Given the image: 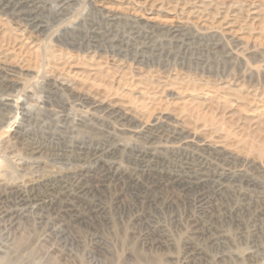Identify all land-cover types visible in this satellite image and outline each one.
<instances>
[{"label":"rangeland","instance_id":"obj_1","mask_svg":"<svg viewBox=\"0 0 264 264\" xmlns=\"http://www.w3.org/2000/svg\"><path fill=\"white\" fill-rule=\"evenodd\" d=\"M140 1L141 3H138ZM164 1H122L121 8L124 11L120 12H132L128 9L127 3L132 5L136 2L139 7L138 11L143 14L142 22H148L150 27L159 29L152 30V33L150 32L152 28L140 30L143 32L141 36L146 35L145 39L142 40L139 36L131 34L128 36L127 32L123 35L122 31L119 33L120 36L114 33V38L112 35L108 39L100 36L97 39H92L89 44H85L89 47L87 52L70 50L69 53L73 58L66 56L65 59H62L61 57L60 62H58L59 60L55 62L60 66L64 60L69 62L72 66L69 70L72 73L70 76L74 77V73L78 75L75 79L80 84H86L84 89L91 88L92 90L93 88L92 92L105 91L109 84L106 82H113L110 97L114 96L115 99H113L116 102L126 103V106L124 105L126 109L138 110V116L141 118L147 119L150 114L154 118L161 114L163 122H152L151 117L149 119L151 126L147 124L142 130L137 129V131L130 130L124 126L123 122H118L111 116L97 114L98 117L95 116V120L87 119L91 121L87 123L91 128L89 133L79 129L81 132L74 134L71 128L74 124L72 120H77L81 116L74 110L64 113L69 116V121L65 126L68 124L71 132H63L61 127L64 123L50 118L51 116L43 112H41L42 114L37 113L30 106H34V101L42 96L52 103L50 109L57 111L58 102L65 96L61 94L60 96L59 93V96L55 93L53 95L54 91L51 92L47 87L41 85L39 88L36 87L35 83L39 82L38 78L25 84L28 90H32L31 96L33 95L31 98L33 101L31 99L27 101V105H30L28 106L30 114H28V118L30 119H25L19 114L11 123L0 128V191L4 190L3 193H7L17 186L18 189L25 190L28 196L35 200V207L28 209L23 216L3 217L1 212L4 205L0 204V264L5 262H11L10 264H264V212H262L264 210L260 209L264 204V201L260 200L264 199V172L257 167L263 165L264 170V7H262L264 1L216 0L227 4L226 7L232 5L231 15L229 14V17L224 21L222 17L225 8L220 9V16L212 15L215 0H198L197 2L188 0L174 10H171L174 4L172 5L168 0L165 1L166 3ZM243 1L255 3L250 8L251 13L249 12L248 19L237 15L239 6L244 4ZM18 2V0H3L2 5L10 6ZM111 2L114 4V1ZM203 7L206 13H200ZM18 11L21 12L14 14L24 16L27 12L26 9ZM70 11V14L58 20L51 18L47 11H40L38 14L35 11L32 13V18L35 17L34 21L42 27V30L32 33V35L26 33L22 37L21 41L25 47L27 46L26 50L29 52L27 55L37 54L41 58L45 55L47 45L61 46L55 41L51 42L50 39L52 34L70 22L72 16L79 13L80 9L78 11V6H75ZM12 13L11 10H8L6 16L0 14L1 30L10 27L7 23L11 20L13 21H11V27H17L14 24L16 19H13ZM89 17L87 25L84 26L85 31L91 28L90 25L93 22L97 21L99 24L96 18ZM206 18L210 19L206 20ZM232 18L240 21L235 22ZM212 20L214 21L211 22ZM170 25H181L184 28L195 27L200 34H207L204 39L202 38L203 40L198 38L190 40L187 36H185V40L178 37L170 40L164 31H161L162 28L170 27ZM217 25L220 26L217 27ZM219 31L224 32L223 34L228 36L227 38L230 36L235 38L229 43L230 46H222L215 40H210L208 36ZM3 34L4 32L0 33V47L9 49L14 47V50L18 51L19 43L14 44L12 37L10 42V37ZM70 35L62 34L64 38L68 36L77 40L83 36L80 34H74V37L73 34ZM121 36H125L124 39H127L123 40ZM6 37L7 39H5ZM6 43H9L8 46ZM116 45L119 46V49ZM111 49H113L112 52ZM215 51L217 54H213L216 53ZM121 57H124L123 61H121ZM133 57L135 61L132 60ZM98 62H100V68ZM138 63H142V65ZM115 66L118 67H116L118 70L115 68L117 71L114 70ZM111 70H114L115 73ZM97 72L101 77L97 75ZM105 74L109 79L103 77ZM7 77L9 79L12 77L11 80L15 82L22 80L23 83V79L13 74H9ZM79 77L82 78L81 82ZM83 78L88 79L83 80ZM102 79L103 82H101ZM157 80H159L158 83H156ZM115 86L117 87L115 88ZM96 88L98 89L96 90ZM86 89L84 91H87ZM163 90L164 92H162ZM1 91L0 97L3 94ZM117 93L120 97L116 95ZM254 94L257 95V98L254 97ZM133 97L136 99L135 102ZM140 99L145 103H142ZM159 110L162 112L160 113ZM1 111L4 113L0 112V115H6L5 110L1 109ZM173 115L175 118L178 117L179 122ZM170 122L172 125L169 124ZM181 122L184 124L182 123V125ZM58 123L62 125L59 126ZM107 123L110 124L109 127H106ZM174 123L176 124L174 125ZM117 124L122 125L118 126ZM100 131L103 135H100ZM120 133H123L122 136ZM188 133L190 134L188 135ZM111 134L114 135L110 136ZM83 135L84 137H82ZM34 141H46L52 144H48L49 146L43 148L39 153L28 156L31 150L26 145H31ZM97 144L101 149L105 147L103 159L99 158L94 161L86 151H78V148H96ZM63 147L69 148L64 149ZM120 148L123 149L120 150ZM84 157L87 159L84 160ZM250 166L256 170L251 169ZM9 167L11 168L9 169ZM239 168L241 170L238 171ZM254 199L256 200L254 201Z\"/></svg>","mask_w":264,"mask_h":264},{"label":"bare ground","instance_id":"obj_2","mask_svg":"<svg viewBox=\"0 0 264 264\" xmlns=\"http://www.w3.org/2000/svg\"><path fill=\"white\" fill-rule=\"evenodd\" d=\"M2 1L3 0H0V14L2 15V16H6L7 15V13H8V10H11L13 13H12V16L14 17H12L13 19H16V22L14 23V24H16V28H19L20 30H18V29H16L14 26V28L13 27H11V21H9V23H7V24H9L10 25V27H8V28H6V29H4V30H1L0 29V33H3L4 32V34L5 35H8L9 37H10V42H11V40L13 39V43L15 44L16 42H18L19 43V47H18V51H15L14 50V47H13V49H9V48H7V47H0V89L2 90H0L3 94L1 95V97H0V112H2V113H4L3 111H1V109H3V110H5L7 113H5L6 115H0V128L1 127H3V126H6V125H8L9 123H11L12 122V120H14L15 119V117L17 116V115H19V114H21L22 115V117L23 118H25V119H27L29 116H28V106H30V105H27V101H30V99L32 98V96H31V94H32V90H28V88H26L25 87V84L27 83V82H29L30 80H33V79H36V78H38L39 79V82H37V83H35V86L37 87L38 86V88H39V85H41V86H43V87H47L48 88V90H51V92L52 91H54L52 94L54 95V93L55 94H57L58 95V93H59V95L61 94V95H63V96H65L64 97V99L62 100L61 99V101H59L58 102V107L56 106V108H58V110L56 111H54L53 109H50V106H51V102H50V100L49 99H46L45 97H38L34 102H35V104H34V106H30L31 108H32V110L33 111H36L37 113L39 112V113H41V112H43V113H45L46 115L48 114V116H51L50 118H52V119H55V120H58V121H60V122H62V123H64V125H63V127H61V128H63V132H65V131H68V132H71L70 130H69V127H68V124H67V126H65L66 125V123H67V121H69V116L68 115H66V114H64L66 111H74L75 110V112L77 111V112H79L80 114H81V116L77 119V120H72V122H74V124H73V126L71 127L72 128V133H79V132H81L82 130L84 131V132H86V133H89L90 131L89 130H91V128L90 127H88L89 125H87V123L88 122H91V121H89V120H95L96 119V117H98L97 116V114H99V116H100V114H105L106 116L108 115V116H111V117H113L114 119H116L118 122H120L121 121V123L123 122V124H124V126H127L130 130H137V129H141L142 130V128L143 127H146L147 126V124H149V119L151 118L152 119V122H161L162 120L164 121V119H162L161 120V114L158 116L157 115V117H154L153 118V116L150 114L149 115V118L147 117V119H145L144 117H140V116H138V113H137V111L135 110V111H132L131 109H126L125 108V106H126V103L125 104H123L122 102H120V101H118V102H116L114 99V96L113 95H111V96H113V97H110V94L112 93V90H113V82H106L105 80V82L106 83H109L108 85H107V89L105 90V91H102V92H92L93 91V88H92V90H91V88L89 89L88 88V90L87 91H84L85 89H84V86H86V84H80L75 78L76 77H78V75H76L75 73H74V77H72V76H70V74H72L69 70L71 69V67L72 66H70V63L69 62H67L66 60H64L63 62H62V67L59 65V64H57V63H55V62H57V60H59L58 62H60V59H61V57H62V59H65L66 58V56H68L69 58H73V56L72 55H70V50H77V51H82L83 50V52H87L88 50H89V47H88V45L87 46H85V44H89L91 41H92V39H97V38H99L100 36H102L101 38H103V37H107V39H108V37L110 36V35H112V37H113V34L114 33H116V34H119V33H121V31L123 32V35L124 34H126V32H127V34H128V36H129V34H131V35H134V36H139V38H141L142 40L143 39H145L146 38V35L145 34H143V35H145V36H141L142 35V31H140V30H143V29H146V28H148V29H150V28H152V26L150 27V24L148 23V22H142V19H143V14H141V12L140 11H138L139 10V7L137 6L138 5V3H141V1L140 2H138V3H133L132 5H130V4H128L129 3V1H128V3H127V5L129 6V8L128 9H130V10H132V12H129V11H127V12H129V13H126V11H125V13L123 12H120L121 10H123L122 8H121V4H122V1L123 0H18L19 2L18 3H16V4H14V5H10V6H8V4L6 5V4H3L2 5ZM8 1V0H7ZM11 1V0H10ZM16 1V0H15ZM111 1H114L113 3L114 4H111L112 2ZM118 1H120V2H118ZM134 1V0H133ZM163 1V0H162ZM166 1V0H165ZM164 1V2H165ZM168 1H170V3L173 5L174 4V7H173V9H171V10H174V8L176 9V7H178L181 3H183L184 1H187L188 2V0H168ZM194 1H198V0H194ZM213 1V0H212ZM216 1V0H215ZM236 1V0H235ZM234 1V2H235ZM264 1V0H263ZM127 2V1H126ZM131 2V1H130ZM153 2H154V0H153ZM158 2V1H157ZM160 2V1H159ZM163 2V3H164ZM187 2H185V3H187ZM204 2V1H203ZM224 2V1H223ZM244 2V4L243 5H240L239 6V10H238V16L239 17H244L245 19L247 18L248 19V17H249V12H250V8L251 7H253V5L255 4L253 1H252V3L250 2V1H248V3L246 2L245 3V1H243ZM9 3V2H8ZM146 3V2H145ZM166 3V2H165ZM231 3V2H230ZM254 3V4H253ZM262 3V2H261ZM150 4V3H149ZM154 4V3H153ZM152 4V5H153ZM161 4H162V2H161ZM200 4H202L201 2H200ZM206 4V3H205ZM260 4V3H259ZM141 5V4H140ZM168 5V4H167ZM227 5V4H226ZM226 5L225 4H223L222 2H220V1H216L214 4H213V16H220V9L223 7V8H225V11H224V14H223V17H222V20L224 21V20H226L228 17H229V14L231 13L230 12V10H231V6L230 7H226ZM77 7L78 6V11H79V9H80V11H79V13H77L76 15H73L72 16V20L70 21V22H67V24L65 25H63V26H61L56 32H54L53 34H52V36H51V42L53 41H55L56 43H59L61 46V48L60 47H57V46H55V45H51V44H49V45H47L48 47H46L47 49H46V52H45V55L43 56V57H41L40 58V56H38L37 54L36 55H34V56H29V55H27L29 52L26 50V47H25V45L22 43V41H21V39H22V37H24L25 35H26V33H30L31 35H32V33H37V32H41V30H42V27L41 26H39V24H37L35 21H34V19H35V17H33L32 18V13L35 11V13L37 12V14H38V12L40 13V11H47L48 12V14L50 15V17L51 18H53L54 20L55 19H59V18H61V19H63L62 17H65L67 14H70V10H72L74 7ZM197 6H199V5H197ZM202 6V5H201ZM200 6V7H201ZM206 6V5H205ZM207 6H209V5H207ZM261 6V5H260ZM48 7V8H47ZM123 7V6H122ZM141 7V6H140ZM144 7V6H143ZM146 7V6H145ZM149 7H151L150 5H149ZM172 7V6H171ZM182 7V5L180 6V8ZM234 7V6H233ZM235 7H236V5H235ZM262 7H264L263 5H262ZM47 8V9H46ZM123 8H125V7H123ZM183 8V7H182ZM181 8V9H182ZM260 8V7H259ZM24 9H26L27 10V12H26V14L23 16V15H16V14H18L17 12H21V11H18V10H24ZM143 9V8H142ZM148 9V8H147ZM185 9V8H184ZM150 10V9H149ZM257 10V9H256ZM74 11V10H73ZM72 11V12H73ZM77 11V12H78ZM124 11V10H123ZM146 11V10H145ZM200 11V10H199ZM208 11V10H207ZM263 11V10H262ZM16 12V14H14ZM176 12V11H175ZM182 12V11H181ZM187 11H185V13H186ZM192 12V11H191ZM203 12H205L206 13V10L204 9V7H203V9H202V11L200 12V13H203ZM209 12V11H208ZM211 12V11H210ZM236 12V11H235ZM253 12V11H252ZM259 12V11H258ZM264 12V11H263ZM23 13V12H22ZM178 13V12H177ZM188 13V12H187ZM251 13V12H250ZM190 14V13H189ZM199 14V13H198ZM233 14V13H232ZM256 14V13H255ZM254 14V15H255ZM262 14V13H261ZM178 15H179V13H178ZM185 15V14H184ZM196 15H197V13H196ZM201 15V14H200ZM209 15V14H208ZM231 15V14H230ZM258 15V14H257ZM22 16H23V18H22ZM36 16V15H35ZM70 16V18H71V15H69ZM89 16H93L94 18H96L98 21H99V24H97L98 22L96 21V23H94L93 22V24L92 25H90L91 26V28L88 30V31H85V29L86 28H84V26L85 25H87L86 24V22H87V18L89 17ZM191 16V15H190ZM193 16V15H192ZM202 16V15H201ZM213 16H211V17H213ZM232 16H234V14L232 15ZM9 17V16H8ZM68 17V16H67ZM66 17V18H67ZM92 17V18H93ZM145 17V16H144ZM238 17V18H239ZM69 18V19H70ZM90 18V17H89ZM93 18V19H94ZM187 18V17H186ZM216 18V17H215ZM241 18V19H242ZM260 18V17H259ZM262 18V17H261ZM9 19V18H8ZM200 19V18H199ZM205 19V18H204ZM210 19V18H209ZM208 18H206V20H209ZM233 19V18H232ZM256 20H257V18H255ZM188 20V19H187ZM201 20V19H200ZM215 20V19H214ZM214 20H212L211 22H213ZM234 20V19H233ZM261 20V19H260ZM147 21V20H146ZM197 21H199V20H197ZM235 22L236 21H238V19H236L235 18V20H234ZM233 21V22H234ZM240 21V20H239ZM238 21V22H239ZM13 22V21H12ZM6 23V22H5ZM4 23V24H5ZM56 23V22H55ZM250 23V22H249ZM248 23V24H249ZM252 23H253V21H252ZM264 23V22H263ZM3 24V23H2ZM218 24H219V21H218ZM229 24V23H228ZM242 25H244L243 23H241ZM262 24V23H261ZM8 25V26H9ZM214 25V24H213ZM242 25H240V26H242ZM186 26V25H185ZM218 26H220V25H217V27ZM231 26V25H230ZM240 26H238V27H240ZM162 27V26H161ZM188 27V26H187ZM237 27V28H238ZM49 28V27H48ZM198 28V27H197ZM88 29V28H87ZM154 29H156V28H152L151 29V33H152V30L154 31ZM221 29V28H220ZM45 30V29H44ZM156 30H159V29H156ZM144 31V30H143ZM149 31V30H148ZM147 31V32H148ZM161 31H164V33H165V35H166V37H168V39H170V40H173V38L175 39L176 37H178V38H180L181 40H185V36H187V37H189V39L191 40H193L194 38H198V39H204V37L206 36L205 34H207V33H205V34H200L199 33V31L195 28V27H191V28H184V27H182L181 25H170V27H166V28H162L161 29ZM160 31V32H161ZM158 32V31H157ZM207 32V31H206ZM229 32H231V31H229ZM156 33V32H155ZM211 33V32H210ZM224 33V32H223ZM223 33H221L220 31L219 32H216V33H212V34H210L208 37L210 38V40H215L216 42H218V43H220L222 46H225V45H229V43H231V41L233 40V39H235V38H233V37H229V38H227ZM250 33V32H249ZM3 34V35H4ZM62 34H73V37H74V34L76 35V34H80V35H83V36H80V38L77 40L76 38L75 39H73V38H69L68 36L67 37H63L62 36ZM161 34V33H160ZM226 34V33H225ZM230 34V33H229ZM228 34V35H229ZM153 35V34H152ZM29 36V35H28ZM71 36V35H70ZM115 36V35H114ZM119 36H120V34H119ZM126 36V35H125ZM125 36H121V39H123V40H126V39H124V37ZM150 36V35H149ZM161 36V35H160ZM160 36H158V37H160ZM162 36H164V35H162ZM11 37H12V39H11ZM2 38V37H1ZM49 38H50V36H49ZM114 38V37H113ZM138 38V39H139ZM5 39H7V37L5 38ZM25 39V38H24ZM112 39V38H111ZM133 39H134V37H133ZM158 39V38H157ZM161 39V38H160ZM164 39V38H163ZM167 39V38H166ZM177 39V38H176ZM202 39V40H203ZM207 39V38H206ZM229 39V40H228ZM1 40V39H0ZM102 40V39H101ZM110 40V39H109ZM108 40V41H109ZM130 40V39H129ZM129 40H127V41H129ZM132 40V39H131ZM135 40V39H134ZM6 42H8L7 40H5ZM107 41V42H108ZM112 41H114V40H112ZM144 41H146V40H144ZM163 41V40H162ZM161 41V42H162ZM166 41V40H165ZM176 41V40H175ZM178 41V40H177ZM215 41H213V42H215ZM2 42V41H1ZM4 42V41H3ZM106 42V43H107ZM123 42V41H122ZM130 42V41H129ZM140 42V41H139ZM171 42V41H170ZM194 42V41H193ZM199 42V41H198ZM205 42V41H204ZM234 42V41H233ZM232 42V43H233ZM136 43V42H135ZM138 43V42H137ZM141 43V42H140ZM200 43V42H199ZM218 43H217V45H218ZM240 43V42H239ZM7 44V46H8V44L9 43H6ZM125 44V43H124ZM163 44H165V43H163ZM187 44H189V43H187ZM194 44V43H193ZM236 44V43H235ZM2 45V44H1ZM3 45H5V44H3ZM13 45V44H12ZM57 45V44H56ZM115 45V44H114ZM119 45V44H118ZM128 45V44H127ZM144 45V44H143ZM146 45H149V44H146ZM175 45V44H174ZM180 45V44H179ZM211 45V44H210ZM106 46V45H105ZM124 46H126V45H124ZM129 46V45H128ZM150 46V45H149ZM166 46V45H165ZM170 46V45H169ZM189 46V45H188ZM197 46V45H196ZM213 46V45H212ZM230 46V45H229ZM228 46V47H229ZM231 46H232V44H231ZM237 46H240V45H237ZM11 47V46H10ZM88 47V48H87ZM113 48V46H110V48ZM116 47H117V45H116ZM122 47V46H121ZM138 47V46H137ZM142 47V46H141ZM148 47V46H147ZM177 47V46H176ZM182 47V46H181ZM199 47H200V45H199ZM203 47V46H202ZM12 48V47H11ZM118 49H119V46L117 47ZM125 48H127V47H125ZM134 48V47H133ZM151 48V47H150ZM153 48V47H152ZM163 48V47H162ZM204 48V47H203ZM207 48V47H206ZM227 48V47H226ZM232 48V47H231ZM235 48V47H234ZM237 48V47H236ZM94 49V48H93ZM148 49V48H147ZM179 49V48H178ZM186 49H187V47H186ZM214 49V48H213ZM223 49V48H222ZM25 50H26V52H25ZM122 50V49H121ZM120 50V51H121ZM165 50V49H164ZM204 50V49H203ZM215 50V49H214ZM219 50V49H218ZM76 51V52H77ZM113 51V49H111V52ZM140 51H142V50H140ZM162 51V50H161ZM170 51V50H169ZM186 51V50H185ZM210 51V50H209ZM217 51V50H216ZM215 51V52H216ZM221 51V50H220ZM228 51V50H227ZM230 51V50H229ZM73 52V51H72ZM75 52V53H76ZM105 52V51H104ZM106 52H107V50H106ZM168 52V51H167ZM210 52H212V51H210ZM209 52V53H210ZM219 52V51H218ZM224 52V51H223ZM222 52V53H223ZM94 53V52H93ZM151 53V52H150ZM156 53V52H155ZM163 53V52H162ZM208 53V52H207ZM206 53V54H207ZM33 54V53H32ZM92 54V53H91ZM111 54V53H110ZM109 54V55H110ZM116 54V53H115ZM210 54H212V53H210ZM213 54H217V52L216 53H213ZM219 54V53H218ZM225 54V53H224ZM229 54V53H228ZM75 55H77V54H75ZM93 55V54H92ZM112 55V54H111ZM119 55V54H118ZM126 55V54H125ZM230 55H231V53H230ZM108 56V55H107ZM122 56V55H121ZM124 56V55H123ZM169 56V55H168ZM213 56H215V55H213ZM224 56V55H223ZM226 56H227V54H226ZM126 57V56H125ZM225 57V56H224ZM77 58V57H76ZM82 58V57H81ZM122 58V57H121ZM124 58V57H123ZM123 58H122V60L121 61H123ZM79 59H80V57H79ZM135 59H136V57H135ZM158 59V58H157ZM132 60H134V57H133V59ZM163 60V59H162ZM161 60V61H162ZM80 61V60H79ZM135 61V60H134ZM207 61V60H206ZM54 62V63H53ZM74 62V61H73ZM72 62V63H73ZM99 63L100 62H98V67L100 68V65H99ZM121 63V62H120ZM131 63V62H130ZM134 63V62H133ZM136 63V62H135ZM83 64V63H82ZM139 65H142V63L140 64V63H138ZM169 64V63H168ZM79 65V64H78ZM131 65H132V63H131ZM75 66V65H74ZM104 66V65H103ZM83 67V66H82ZM117 66H115L114 67V70H116L117 68H116ZM132 67V66H131ZM162 67V66H161ZM167 67H168V65H167ZM170 67V66H169ZM86 68V67H85ZM116 68V69H115ZM166 68V67H165ZM127 69V68H126ZM68 70V71H67ZM113 70V71H114ZM118 70V69H117ZM116 70V71H117ZM171 70V69H170ZM96 71V70H95ZM112 71V70H111ZM112 71V72H113ZM162 71V70H161ZM164 71H166V69H164ZM122 72V71H121ZM78 73V72H77ZM100 73V72H99ZM113 73H115V72H113ZM120 73V72H119ZM208 73V72H207ZM9 74H13L14 76H17L18 78H21V79H23V83H22V80L20 81V82H15L14 80H11L12 79V77H11V79H9L7 76L9 75ZM88 74V73H87ZM81 75V74H80ZM79 75V76H80ZM97 75L99 76V74H98V72H97ZM101 75V74H100ZM111 75V74H110ZM116 75V74H115ZM168 75H169V73H168ZM88 76V75H87ZM86 76V77H87ZM97 76V78H99V77H101V76H99L98 77ZM125 76V75H124ZM146 76V75H145ZM153 76V75H152ZM160 76V75H159ZM103 77H107L106 76V74L103 76ZM109 77H111V76H109ZM115 77V76H114ZM143 77V76H142ZM176 77V76H175ZM89 78V77H88ZM87 78V79H88ZM90 78H92V77H90ZM95 78V77H94ZM113 78V77H112ZM133 78V77H132ZM14 79V78H13ZM86 78L84 79L83 78V80H87ZM93 79V78H92ZM106 79H109L108 77L106 78ZM158 79V78H157ZM178 79H179V77H178ZM188 79V78H187ZM80 80H82V78L80 79V77H79V81ZM96 80V79H95ZM110 80H111V78H110ZM176 80V79H175ZM181 80V79H180ZM93 81V80H92ZM92 81H91V83H92ZM97 81V80H96ZM111 81H113V80H111ZM158 81L159 80H157V82L156 83H158ZM177 81V80H176ZM201 81V80H200ZM81 82V81H80ZM84 82V81H83ZM94 82V81H93ZM100 82V81H99ZM101 82H103V79H102V81ZM117 82V81H116ZM122 82H123V80H122ZM154 82V81H153ZM181 82V81H180ZM87 83V82H86ZM88 83H89V80H88ZM87 83V84H88ZM191 83V82H190ZM207 83V82H206ZM98 84H101V83H98ZM124 84H125V80H124ZM128 84H130L129 82H128ZM163 84V83H162ZM172 84V83H171ZM82 85V86H81ZM90 85V84H89ZM88 85V86H89ZM92 85V84H91ZM90 85V86H91ZM102 85V84H101ZM118 85V84H117ZM121 86H122V84H120ZM138 85V84H137ZM153 85H155V84H153ZM202 85V84H201ZM204 85H206V84H204ZM94 86H96L97 87V85L96 84H94ZM161 86V85H160ZM93 87V86H92ZM102 87V86H101ZM117 86H115V88H116ZM132 87V86H131ZM144 87V86H143ZM152 86H150V88H151ZM159 87V84L157 85V88ZM206 87V86H205ZM31 88V87H30ZM105 88V87H104ZM104 88H102V89H104ZM114 88V90L116 91V89ZM134 88H136V87H134ZM154 88H156L155 86H154ZM153 88V89H154ZM162 88H164V87H162ZM202 88H204V87H202ZM98 88H96V90H97ZM101 89V90H102ZM152 89V88H151ZM161 89V88H160ZM18 90H20V92H18ZM154 90H156V89H154ZM33 91H34V89H33ZM143 92L145 91V90H142ZM257 91V90H256ZM117 92H119V91H117ZM125 92V91H124ZM123 92V93H124ZM130 92V91H129ZM149 92V91H148ZM151 92H152V90H151ZM162 92H164V90L162 91ZM260 92V91H259ZM48 93V92H47ZM116 93V92H115ZM120 93H121V90H120ZM122 93V94H123ZM128 93V92H127ZM126 93V94H127ZM146 93H147V90H146ZM255 93V92H254ZM49 94V93H48ZM52 94H50V95H52ZM121 94V95H122ZM139 94V93H138ZM257 94V93H256ZM256 94H254V97L256 96V98H257V95ZM58 95V96H59ZM60 95V96H61ZM115 95V94H114ZM117 96H118V93L116 94ZM143 95V94H142ZM148 95V94H147ZM247 95V94H246ZM259 95V94H258ZM263 95V94H262ZM154 96V95H153ZM250 96V95H249ZM111 99H110V98ZM118 97H120V96H118ZM135 97V96H134ZM133 97V98H134ZM253 97V98H254ZM259 97H261L260 95H259ZM59 98H61V97H59ZM114 98V99H113ZM126 98V97H125ZM236 98V97H235ZM121 100H122V98H120ZM130 99V98H129ZM132 99V98H131ZM32 100V99H31ZM127 100V99H126ZM133 100V99H132ZM132 100H131V102H132ZM135 98H134V102H135ZM141 101H142V99H140ZM140 100H139V102H140ZM220 100V99H219ZM33 101V100H32ZM122 101H124V99L122 100ZM130 101V100H129ZM133 103V102H132ZM136 103H137V101H136ZM136 103H134V104H136ZM142 103H145L144 101H142ZM33 104V103H32ZM129 104V103H128ZM133 104V105H134ZM56 105V104H55ZM125 105V106H124ZM127 106H129V105H127ZM132 106V105H131ZM53 107V106H52ZM130 107V106H129ZM30 108V109H31ZM48 108V109H47ZM133 108V107H132ZM50 109V110H49ZM133 110H134V108H133ZM158 110V109H157ZM162 110V109H161ZM161 110H159V112L161 113L162 111ZM156 111V110H155ZM165 111H166V109H165ZM255 111V110H254ZM159 112H158V114H159ZM256 112V111H255ZM68 113V112H67ZM141 113V112H140ZM140 113H139V115H140ZM167 113H168V111H167ZM175 113V112H174ZM42 114V113H41ZM146 114H148V113H146ZM154 114H155V112H154ZM156 114H157V112H156ZM163 114V113H162ZM180 114V113H179ZM30 115V114H29ZM96 116V117H95ZM103 116V115H102ZM107 116V117H108ZM174 116V115H173ZM177 116H179V115H177ZM104 117V116H103ZM163 117V116H162ZM168 117V116H167ZM170 117V116H169ZM39 118V117H38ZM174 118H175V116H174ZM28 119H30V118H28ZM72 119V118H71ZM87 119H89V120H87ZM145 119V120H144ZM170 119V118H169ZM175 119H177V122H179L178 121V117L177 118H175ZM182 119V118H181ZM101 120H102V118H101ZM110 120V119H109ZM179 120H180V118H179ZM24 121V120H23ZM52 121V120H51ZM57 121V122H58ZM104 121V120H103ZM107 121V120H106ZM162 121V122H163ZM182 121V120H181ZM185 121V120H184ZM259 121V120H258ZM54 122H56V121H54ZM108 122V121H107ZM116 122V121H115ZM151 122V123H152ZM167 122V121H166ZM94 123H96V122H94ZM103 123V122H102ZM109 123H110V121H109ZM184 124V122H181V124ZM185 123H186V121H185ZM59 124V123H58ZM61 124V123H60ZM60 124H59V126H60ZM90 124V123H89ZM92 124V123H91ZM104 124V123H103ZM108 124V123H107ZM106 124V125H107ZM168 124V123H167ZM169 124H171V122L169 123ZM169 124H168V126H169ZM176 123H174V125H175ZM178 124V123H177ZM182 124V125H183ZM62 125V124H61ZM93 125V124H92ZM109 125L110 124H108L106 127H109ZM118 126L120 125V124H117ZM122 125V124H121ZM120 125V126H121ZM137 125V126H136ZM153 125V124H152ZM166 125V124H165ZM172 125V124H171ZM173 125V126H174ZM51 126V125H50ZM149 126H151L150 124H149ZM167 126V125H166ZM185 126H187V125H185ZM55 127V126H54ZM93 127V126H92ZM96 127V126H95ZM159 127V126H158ZM180 127V126H179ZM70 128V129H71ZM120 128V127H119ZM122 128V127H121ZM168 128V127H167ZM170 128H171V126H170ZM177 128V127H176ZM79 129H81V131L79 130ZM93 129V128H92ZM100 129H102V128H100ZM115 129V128H114ZM114 129H113V131H114ZM117 129V128H116ZM146 129V128H145ZM161 129H162V127H161ZM160 129V130H161ZM166 129V128H165ZM179 129V128H178ZM177 129V130H178ZM182 129V128H181ZM184 129V128H183ZM192 129V128H191ZM56 130H57V128H56ZM120 130V129H119ZM151 130V129H150ZM176 130V129H175ZM176 130V131H177ZM187 130V129H186ZM192 130H194V129H192ZM191 130V131H192ZM82 131V132H83ZM95 131V130H94ZM121 131V130H120ZM138 131V130H137ZM155 131V130H154ZM165 131V130H164ZM169 131V130H168ZM173 131V130H172ZM184 131V130H183ZM63 132H62V134H63ZM109 132H111V131H109ZM116 132V131H115ZM133 132V131H132ZM147 132H149V131H147ZM158 132V131H157ZM161 132V131H160ZM188 132H190V131H188ZM71 133V134H72ZM100 133V135H103V133H101V131L99 132ZM107 133V132H106ZM111 133H113V132H111ZM133 133H136V132H133ZM139 133V132H138ZM142 133V132H141ZM164 133H166V132H164ZM169 133V132H168ZM168 133H167V135H168ZM173 132H171V135H173L172 134ZM24 134V133H23ZM60 134V133H59ZM82 134V133H81ZM84 134V133H83ZM92 134H94V133H92ZM121 134V133H120ZM123 134V133H122ZM122 134H121V136H122ZM148 134V133H147ZM153 134V133H152ZM181 134H182V132H181ZM185 134V133H184ZM190 133H188V135H189ZM96 135V134H95ZM112 135H114V134H111L110 136H112ZM149 135V134H148ZM151 135V134H150ZM155 135H156V133H155ZM161 135V134H160ZM159 135V136H160ZM163 135V134H162ZM166 135V137H168ZM177 135V134H176ZM187 135V134H186ZM187 135V137H189ZM55 136V135H54ZM92 136H94V135H92ZM107 136V135H106ZM126 136V135H125ZM133 136V135H132ZM184 137H185V135H183ZM197 136V135H196ZM63 137H64V135H63ZM82 137H84V135L82 136ZM97 137V136H96ZM114 137V136H113ZM112 137V138H113ZM130 137V136H129ZM147 137V136H146ZM153 137V136H152ZM156 137V136H155ZM157 137H158V135H157ZM161 137V136H160ZM164 137V136H163ZM174 137H175V135H174ZM186 137V138H187ZM39 138V137H38ZM87 138V137H86ZM98 138H100L101 139V137H99L98 136ZM97 138V139H98ZM134 138H135V136H134ZM141 138V137H140ZM149 138V137H148ZM179 138V137H178ZM194 138V137H193ZM50 139V138H49ZM63 139V138H62ZM67 139V138H66ZM103 139V138H102ZM115 139V138H114ZM133 139V138H132ZM162 139V138H161ZM183 139V138H182ZM185 139V138H184ZM59 140V139H58ZM85 140V139H84ZM95 140V139H94ZM93 140V141H94ZM105 140V139H104ZM109 140V139H108ZM107 140V141H108ZM141 140V139H140ZM172 140V139H171ZM189 140V139H188ZM25 141V140H24ZM33 141V140H32ZM63 141V140H62ZM88 141V140H87ZM99 141V140H98ZM110 141V140H109ZM142 141H144L145 142V140H143L142 139ZM158 141V140H157ZM156 141V142H157ZM198 141V140H197ZM18 142V141H17ZM28 142V141H27ZM159 142V141H158ZM175 142V141H174ZM178 142V141H177ZM189 142H190V140H189ZM196 142V141H195ZM199 142V141H198ZM197 142V143H198ZM33 143V142H32ZM97 143V142H96ZM102 143V142H101ZM117 143V142H116ZM150 143V142H149ZM155 143V142H154ZM185 143V142H184ZM187 143V142H186ZM191 143V142H190ZM50 144H52L51 142L49 143V142H46V141H39V142H35L34 141V143L33 144H27L26 146L27 147H29L30 148V150H31V152H30V155H28V156H32V154L33 153H35V154H37V153H39L43 148L45 149V148H47L48 146ZM65 144V143H64ZM168 144V143H167ZM176 144V143H175ZM78 145V144H77ZM88 145V144H87ZM114 145V144H113ZM145 145V144H144ZM178 145H179V143H178ZM185 145V144H184ZM47 146V147H46ZM74 146V145H73ZM80 146H81V144H80ZM89 146V145H88ZM96 146V145H95ZM104 146V145H103ZM136 146V145H135ZM180 146H181V144H180ZM186 146V145H185ZM193 146V145H192ZM196 146H197V144H196ZM223 146V145H222ZM221 146V147H222ZM77 147V146H76ZM87 147V146H86ZM118 147V146H117ZM119 147H121V146H119ZM137 147H138V145H137ZM147 147V146H146ZM160 147V146H159ZM187 147V146H186ZM211 147V146H210ZM229 147V146H228ZM28 148V149H29ZM50 148V147H49ZM64 149H66V148H69V147H63ZM71 148V147H70ZM74 148V147H73ZM72 148V149H73ZM78 148V147H77ZM105 148V147H104ZM103 148V149H104ZM125 148H126V146H125ZM183 148V147H182ZM190 148V147H189ZM192 148V147H191ZM197 148V147H196ZM201 148V147H200ZM203 148V147H202ZM220 148V147H219ZM103 149H101L100 147H99V145L97 144V147L96 148H78V151L80 150V151H86L87 152V155H89L90 157H92L93 159H94V161L95 160H98L99 158H102V157H104V153H103ZM123 149V148H122ZM121 148H120V150H122ZM139 149H142V148H139ZM146 149V148H145ZM68 150V149H67ZM70 150V149H69ZM115 150V149H114ZM137 150V149H136ZM150 150V149H149ZM162 150V149H161ZM196 150V149H195ZM200 150H202V149H200ZM221 150H223V149H221ZM25 151V150H24ZM105 151V150H104ZM141 151V150H140ZM172 151V150H171ZM171 151H169V152H171ZM182 151V150H181ZM207 151V150H206ZM214 152H215V150H213ZM28 151H26V153H27ZM77 152V151H76ZM76 152H75V154H76ZM144 152V151H143ZM142 152V153H143ZM149 152V151H148ZM163 152V151H162ZM165 152H167L166 150H165ZM174 152V151H173ZM180 152V151H179ZM199 152V151H198ZM205 152V151H204ZM203 152V153H204ZM218 152H220V151H218ZM217 152V153H218ZM82 153V152H81ZM153 153V152H152ZM151 153V154H152ZM201 153V152H200ZM221 153V152H220ZM219 153V154H220ZM223 153V152H222ZM229 153V152H228ZM28 154V153H27ZM26 154V155H27ZM144 154V153H143ZM150 154V153H149ZM157 154V153H156ZM227 154V153H226ZM233 154V153H232ZM107 155V154H106ZM116 155V154H115ZM181 155V154H180ZM185 155V154H184ZM210 155V154H209ZM208 155V156H209ZM212 155V154H211ZM227 155H229V154H227ZM27 156V157H28ZM71 156V155H70ZM79 156V155H78ZM84 156V155H83ZM89 156H88V158H89ZM132 156V155H131ZM189 156V155H188ZM207 156V155H206ZM214 156V155H213ZM235 156V155H234ZM80 157V156H79ZM125 157V156H124ZM141 157V156H140ZM148 157V156H147ZM153 157V156H152ZM182 157H184V156H182ZM191 157V156H190ZM198 157V156H197ZM212 157V156H211ZM70 158V157H69ZM143 158V157H142ZM146 158V157H145ZM161 158V157H160ZM172 158H173V156H172ZM171 158V159H172ZM187 158V157H186ZM217 158V157H216ZM229 158H230V156H229ZM233 158H235V157H233ZM243 158V157H242ZM246 158V157H245ZM248 158V157H247ZM4 159V158H3ZM84 160L85 159H87V158H83ZM92 159V160H93ZM103 159V158H102ZM113 159H114V157H113ZM148 159V158H147ZM146 159V160H147ZM154 159V158H153ZM180 159V158H179ZM184 159H185V157H184ZM191 159V158H190ZM211 159V158H210ZM215 159V156L213 157V160ZM221 159H222V157H221ZM225 159V158H224ZM223 159V160H224ZM37 160V159H36ZM71 160V159H70ZM75 160H76V158H75ZM82 160V159H81ZM83 160V161H84ZM114 160H116V159H114ZM140 160V159H139ZM145 160V161H146ZM149 160V159H148ZM148 160H147V162H148ZM155 160V159H154ZM160 160V159H159ZM162 160V159H161ZM182 160H183V158H182ZM195 160V159H194ZM197 160V159H196ZM200 160V159H199ZM250 160V159H249ZM4 161H6L5 159H4ZM72 161H73V158H72ZM82 161V162H83ZM87 161V160H86ZM103 161V160H102ZM133 161V160H132ZM136 161V160H135ZM166 161V160H165ZM181 161V160H180ZM186 161V160H185ZM215 161V160H214ZM222 161V160H221ZM230 161V160H229ZM243 161V160H242ZM248 161V160H247ZM252 161V160H251ZM250 161V162H251ZM66 162H68V161H66ZM81 162V163H82ZM89 162H90V160H89ZM97 162V161H96ZM127 162V161H126ZM190 162H192V161H190ZM203 162H204V160H203ZM209 162V161H208ZM219 162V161H218ZM217 162V163H218ZM224 162V161H223ZM237 162H238V160H237ZM253 162H255V161H253ZM80 163V164H81ZM84 163V162H83ZM109 163H111V162H109ZM114 163V162H113ZM128 163H129V161H128ZM152 163V162H151ZM159 163V162H158ZM162 163V161L160 162V164ZM180 163V162H179ZM184 163V162H183ZM187 163V162H186ZM185 163V164H186ZM195 163V162H194ZM198 163V162H197ZM210 163V162H209ZM228 163V162H227ZM79 164V163H78ZM79 164V165H80ZM89 164V163H88ZM96 164H98V162L96 163ZM105 164V163H104ZM124 164V163H123ZM131 164V163H130ZM187 164H189V163H187ZM233 164V163H232ZM234 164H236L235 163V161H234ZM243 164V163H242ZM247 164V163H246ZM5 165V164H4ZM3 165V166H4ZM7 165V164H6ZM74 165H75V163H74ZM73 165V166H74ZM82 165H84V164H82ZM81 165V166H82ZM91 165H92V163H91ZM94 165H95V163H94ZM134 165V164H133ZM143 165V164H142ZM151 165V164H150ZM163 165V164H162ZM165 165V164H164ZM168 165V164H167ZM204 165V164H203ZM202 165V166H203ZM213 165V164H212ZM225 165V164H224ZM240 165V164H239ZM255 165V164H254ZM14 166H16V165H14ZM77 166V165H76ZM87 166V165H86ZM135 166V165H134ZM198 167H199V165H197ZM196 166V167H197ZM207 166H209V165H207ZM206 166V167H207ZM216 166V165H215ZM243 166V165H242ZM241 166V167H242ZM245 166V165H244ZM263 166V165H262ZM262 166H257L258 168H259V170H261V171H263L264 172V170H263V168H262ZM78 167V166H77ZM84 168H85V166H83ZM94 167V166H93ZM92 167V168H93ZM133 167V166H132ZM158 167V166H157ZM161 167H163V166H161ZM213 167V166H212ZM234 167H235V165H234ZM237 167V166H236ZM240 167V166H239ZM246 167V166H245ZM248 167H249V165H248ZM251 167V166H250ZM5 168H6V166H5ZM8 168V167H7ZM11 167H9V169H10ZM18 168V167H17ZM81 168V167H80ZM89 168V167H88ZM136 168V167H135ZM140 168V167H139ZM208 168H210V167H208ZM217 168V167H216ZM215 168V169H216ZM253 167H251V169H252ZM3 169V168H2ZM101 169V168H100ZM104 169V168H103ZM111 169V168H110ZM120 169V168H119ZM126 169V168H125ZM138 169V168H137ZM144 169V168H143ZM189 169V168H188ZM235 169V168H234ZM246 169V168H245ZM251 169H249V170H251ZM253 169H255V168H253ZM105 170V169H104ZM174 170V169H173ZM202 170H203V168H202ZM226 170V169H225ZM239 170H241L240 168L238 169V171ZM243 170V169H242ZM256 170V169H255ZM6 171H7V169H6ZM20 171V170H19ZM79 171V170H78ZM114 171V170H113ZM157 171V170H156ZM159 171V170H158ZM164 171H165V169H164ZM204 171V170H203ZM236 171V170H235ZM5 172V171H4ZM12 172H13V170H12ZM21 172V171H20ZM64 172V171H63ZM108 172V171H107ZM129 172V171H128ZM173 172V171H172ZM193 172V171H192ZM199 172H200V170H199ZM230 172V171H229ZM249 172V171H248ZM258 172V171H257ZM6 173V172H5ZM8 173V172H7ZM78 173V172H77ZM76 173V174H77ZM123 173V172H122ZM139 173V172H138ZM144 173V172H143ZM162 173V172H161ZM171 173V172H170ZM221 173V172H220ZM225 173V172H224ZM242 173V172H241ZM250 173V172H249ZM17 174V173H16ZM137 174V173H136ZM164 174V173H163ZM175 174V173H174ZM197 174V173H196ZM202 174H203V172H202ZM207 174H208V172H207ZM211 174V173H210ZM209 174V175H210ZM214 174V173H213ZM212 174V175H213ZM243 174V173H242ZM62 175H63V173H62ZM65 175V174H64ZM71 175V174H70ZM82 175V174H81ZM122 175V174H121ZM138 175V174H137ZM140 175H142L141 173H140ZM191 175V174H190ZM198 175V174H197ZM212 175H211V177H212ZM225 175V174H224ZM257 175V174H256ZM259 175V174H258ZM68 176V175H67ZM75 176V175H74ZM73 176V177H74ZM112 176V175H111ZM124 176V175H123ZM136 176V175H135ZM143 176V175H142ZM142 176H141V178H142ZM160 176V175H159ZM162 176V175H161ZM199 176V175H198ZM201 176V175H200ZM221 176V175H220ZM243 176V175H242ZM62 177H64V176H62ZM139 177V176H138ZM254 177V176H253ZM105 178V177H104ZM115 178V177H114ZM113 178V179H114ZM242 179H243V177H241ZM249 178V177H248ZM41 179V178H40ZM42 179H44V178H42ZM49 179V178H48ZM65 179V178H64ZM71 179V178H70ZM76 179V178H75ZM107 179V178H106ZM111 179H112V177H111ZM159 179V178H158ZM163 179V178H162ZM189 179V178H188ZM195 179H196V176H195ZM247 179V178H246ZM53 180V179H52ZM59 180V179H58ZM62 180V179H61ZM67 180V179H66ZM137 180V179H136ZM169 180V179H168ZM202 180V179H201ZM245 180V179H244ZM252 180V179H251ZM12 181V180H11ZM50 181V180H49ZM56 181V180H55ZM80 181H81V179H80ZM104 181V180H103ZM255 181V180H254ZM58 182V181H57ZM75 182V181H74ZM198 182V181H197ZM252 182V181H251ZM69 183V182H68ZM78 183V182H77ZM48 184V183H47ZM62 184V183H61ZM32 185V184H31ZM39 185V184H38ZM248 185H249V183H248ZM252 185V184H251ZM254 185V184H253ZM42 186V185H41ZM65 186V185H64ZM264 186V185H263ZM222 187V186H221ZM35 188V187H34ZM34 188H32V189H34ZM68 188V187H67ZM83 188V187H82ZM248 188V187H247ZM31 189V188H30ZM36 189V188H35ZM34 189V190H35ZM70 189V188H69ZM33 190V191H34ZM85 190V189H84ZM39 191V190H38ZM3 192H4V190H3ZM2 191H0V204H2V206H3V208H2V212H1V214H2V216L3 217H8V216H18V215H22L23 216V214L26 212V211H28V209L30 210V209H34V207H35V200L32 198H30L31 196H28V194L26 193V191L25 190H23V189H18L17 188V186H16V188H12L9 192H7V193H3ZM31 192V191H30ZM81 192H83V191H81ZM246 192V191H245ZM70 193V192H69ZM34 195V194H33ZM70 195V194H69ZM35 196V195H34ZM40 197V196H39ZM249 199V198H248ZM37 200V199H36ZM256 199H254V201H255ZM260 200H263L264 201V199H260ZM41 202V201H40ZM248 202H249V200H248ZM257 202V201H256ZM255 202V203H256ZM254 203V202H253ZM262 203V202H261ZM45 204V203H44ZM11 205V206H10ZM38 205V204H37ZM249 205V204H248ZM252 205H254V204H252ZM257 205V204H256ZM259 205V204H258ZM1 206V207H2ZM41 206V205H40ZM45 207V206H44ZM46 207H47V205H46ZM110 207V206H109ZM248 207V206H247ZM249 207H250V205H249ZM39 208V207H38ZM263 208V209H262ZM48 209V208H47ZM241 209H242V207H241ZM260 209H262V210H264V204H262V207L260 208ZM50 210V209H49ZM61 212V211H60ZM262 212H264V211H262ZM256 213V212H255ZM258 213V212H257ZM261 213V212H260ZM32 214V213H31ZM262 215V214H261ZM257 216H258V214H257ZM260 216V215H259ZM56 217V216H55ZM264 217V216H263ZM2 219H4V218H2ZM8 219V218H7ZM263 225V224H262ZM7 253V252H6ZM8 254V253H7ZM0 255H1V253H0ZM4 255H5V253H4ZM8 256H9V254H8ZM11 260V259H10ZM1 261H3L2 260V258H1ZM16 261V260H15ZM12 262H14V261H12ZM1 263V262H0ZM4 263V262H3ZM9 264L11 263V262H8ZM8 263H4V264H8Z\"/></svg>","mask_w":264,"mask_h":264}]
</instances>
